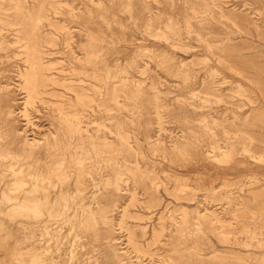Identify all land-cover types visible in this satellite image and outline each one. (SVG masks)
Instances as JSON below:
<instances>
[{
    "label": "rangeland",
    "instance_id": "1",
    "mask_svg": "<svg viewBox=\"0 0 264 264\" xmlns=\"http://www.w3.org/2000/svg\"><path fill=\"white\" fill-rule=\"evenodd\" d=\"M96 1L0 0V264H27L31 252L43 264H168L170 257L177 264H264V246L244 229L264 223V0ZM188 20L205 39L187 32ZM146 22L157 31L172 23L175 44L150 34ZM33 51L47 67L40 72L48 84L29 98L25 74ZM89 52L98 70L111 76L125 70L129 89L141 83L135 102L121 95L128 105L119 108L90 84L98 70L77 62ZM54 75L85 94L80 125L94 141L112 140L111 150L92 149L84 132L89 151L80 158L76 137L58 117L82 105L61 107L71 91L51 84ZM153 93L163 104L160 118ZM133 103L143 114L129 122ZM199 115L220 123L214 139ZM117 128L128 135L125 148ZM173 138L182 151L170 149ZM231 144L226 158L221 152ZM247 144L250 152L242 149ZM60 156L64 163L56 167ZM117 172L126 180L112 189L106 180ZM35 173L48 174L49 205L60 191L74 201L32 219L14 199L2 198L7 187L10 196H23ZM97 206L108 221L82 228L80 220ZM183 215L188 227L178 231Z\"/></svg>",
    "mask_w": 264,
    "mask_h": 264
},
{
    "label": "bare ground",
    "instance_id": "2",
    "mask_svg": "<svg viewBox=\"0 0 264 264\" xmlns=\"http://www.w3.org/2000/svg\"><path fill=\"white\" fill-rule=\"evenodd\" d=\"M95 3L96 4H100L99 3V0H97ZM66 6H68V5H66ZM164 24L165 23H163V25ZM154 29L155 28L152 27V25H151L150 22H146L145 23V30H147L150 34H153L156 37L158 36L161 39L168 40V41L172 42V44H175L176 41H175V39L173 37V34L177 33V30H176V27L172 23L166 24V29L170 33H168L166 29H164V30L163 29H160L158 31L157 30H154ZM186 29H187V32L188 33L194 31V32H196L197 36L200 39H205V38H203V36L199 32L196 31V28H195L194 24L190 20H188L186 22ZM3 30H5V29H3ZM7 31H8V29H7ZM18 31H20V30H18ZM28 36H29V34H28ZM13 41H16V40H13ZM66 42H67V40H66ZM206 42H207V47L209 49H211V43H210V41H206ZM8 43H10V41H8ZM49 43L52 44L53 42L50 41ZM144 49L147 52H149L151 50L149 47H144ZM25 53H27V52H25ZM40 58L41 57L39 56L38 53H36L34 51L31 52V56H30V67L28 68V70H27V72L25 74V83H26V86H27L28 97L29 98H32V97L38 95L41 92L40 86H42V85L45 86V85L48 84V82H45V78L42 77L41 72H40L42 69L47 68V67H45V65L43 64V62L40 60ZM94 60H95V58L92 57L91 52L87 53L84 59L77 58V62H80L81 64H84L86 62V63H88V65H90V67H92L94 69V71H96V70H98L100 68L97 65V60L95 62H94ZM63 61L64 60L62 59V62ZM50 64H51V62H50ZM51 65H53V64H51ZM57 70H59V69H57ZM20 72H22V71H20ZM123 72H125V70H121L118 73H114V75L111 76V74L109 72V69H105V70L104 69L103 70L101 69V70L96 71L93 74V79H95V82L94 83H90V84H93L94 85V87L96 88V90H99L100 91V89H103L105 91V93L107 94V98L109 100L111 99L112 102H113V104L116 105V106H118L119 108H127L126 107V104L127 103L125 104L119 98V97H121V95H122L123 99L125 98L127 100H130V101L135 102V100H137V97H138L137 95L141 92V89H142L141 83H139V82H134L133 85L135 87V90L134 89L133 90L132 89H129V86H130L129 83L130 82H128L127 76H125L123 74ZM210 73L213 74L214 71H210ZM48 79H49V82L51 84H53V85L54 84L64 85L65 86L64 88L66 90L71 91V93L66 94L67 97H66V99L64 101H62V106L61 107L64 108V107H67V106L72 105L74 103L79 104V105H82V108H80V109H77V110L76 109H73L72 111H69V112H61V114L58 117V119H59L60 123L69 132H71L73 134V136L76 137L75 148H80L81 149V151L79 152L81 154L80 158H82V157L84 158V157H86L85 154L88 153L89 150L86 147L85 141L83 139V133L84 132L87 133V134H89V133H88L87 129L82 128V126L80 125V122H81V120H80V114H83L82 111L85 109V106L87 105V97L85 96V94L83 92H80L79 90L74 89L73 86H70V84H67L65 82V78H62L63 80L60 81L59 76L54 75V76L49 77ZM152 88L156 91V87L155 86L152 85ZM155 95L156 94L153 93V98H154L153 107L155 108L154 111H156V113H157V118H160L161 116H160L159 110H160L161 107H163V104L160 102L161 100H159L160 98L158 96H157L158 97V101H157V99H155V98H157ZM203 100L204 101H209V98L208 97H203ZM25 101H26V99H25ZM105 101H104V104H105ZM191 104L195 106L194 103H191ZM128 110H129V115H125V119L128 120L129 122H135L136 119L138 120L139 116H142V114H143V111L140 108V106H138L135 103H133V105L131 106V108L128 109ZM262 113H263V111H262ZM255 117H257V115ZM117 119L120 120V118H117ZM183 120L185 122H187V123L189 122V119H188L187 116H184L183 117ZM196 120H198L201 124H203V126H204V133L210 134L209 136H211L213 138L214 137L213 136V134H214L213 133L214 132L213 127H214L215 124L218 126L220 123L217 122V120L216 119H213V118H212V121H209V119L205 115H199V116H197L196 117ZM252 121H254V120H252ZM187 127L190 128V131L194 132V130L190 126H187ZM221 127H222V131H226V132L229 131V128H226V126L222 125ZM115 134L117 136L118 141L120 142V144L124 148L127 145H129V143L127 141L128 135H127L126 132H124L123 130H120L119 128H117V131H115ZM180 136L182 138H186V134L185 133H181L178 137H180ZM89 137H90V140H91V147H92V149L98 150L97 147L100 146V145H102L107 150H111V147L113 145V142H112V140L107 139L104 135H102L100 137H97L96 138V141H94L93 136L91 134H89ZM194 137L197 140L198 139V134H194ZM178 140L179 139H177V138H173L172 139L171 145H170V149L171 150H173V151L174 150L175 151H182L184 149L183 147H181L179 145ZM55 143H56V141H55ZM154 144H156L159 148H162V151H167V147L164 145V143H159V141H157ZM50 147L51 146L48 144V142L44 146L45 150L49 149ZM242 149L244 151H248V152L251 151L248 144L247 145H244L242 147ZM234 150H235V146L233 144H231L230 146H227L221 153L223 154L224 157L229 158V157H232ZM250 155L253 156L254 153L251 152ZM55 163L57 164L56 167H60L61 165H63V163H64L63 156H60L59 157V160L56 161ZM47 176H48V174L45 175V174L35 173V178L32 179V180H29V185L26 188H23V190H24L23 196H18L16 194H14L13 196H10L9 193H8V188L9 187L4 188V190L2 191V198L4 200L14 199L13 202L15 204V207L16 208H21L23 210L24 209L25 210H28V212H30V214H31L30 217L32 219L33 218L40 217L44 213L43 212L44 209H47L48 210L49 206L52 207V210H53V213H54V211H57L58 206H64L67 203H69L70 201H74V199H75L74 197L68 196V194L65 191H60V193L58 194L57 200L54 203H51L49 205V200L50 199H49L48 191L46 190L47 184H45V182H46L45 179H46ZM124 180H126V179L124 177H122L121 172H117V173H115V175L112 178H108L106 180V183L109 184L112 189H119L120 186H121V182L124 181ZM77 183L79 185H82L83 184V182L81 180H78V179H77ZM38 191H42L43 195L39 196L38 195ZM77 204H78V206H81L79 203H77ZM126 209H127L126 207L123 208V213L126 212ZM104 213H105V210H104V208L102 206H97V208H96L95 211L94 210H90V211L86 212L85 215H84V218L82 220H80L81 227L82 228H85V227H93V225L95 224V222H96V220L98 218L101 219V221H103V222L108 221V218L106 216H104ZM216 218H218V217H216ZM172 219L174 220L173 217H172ZM218 223H219V221H218ZM175 225H176L175 229H177L178 231L185 230L188 227L187 217L185 215H183V217L181 218L180 221H175ZM161 226H162V229L164 230L165 229V228H163L164 225H161ZM262 227H264V223L261 224V226L259 227L258 230H257V227H254V228H256L254 230L247 229L248 227L247 228L246 227L244 228L247 231V233L249 232L250 239H252L253 237H257L256 243H255L256 246H264V237L263 236H258V234H257V233H259V234L264 233L262 231ZM162 229H161V231H162ZM157 231H160V230H157ZM222 234L224 235L225 232L223 231ZM95 235L96 236H94L93 239H94V241H98L101 234L97 231ZM130 236L131 235H129V237ZM153 238H155V237L153 236ZM153 241H155V239ZM115 255L116 254H112V257L114 259H117L116 261H119V258L118 257H115ZM259 258H260V260L264 261V256H261ZM27 264H43V262H42L40 256L37 253H32L31 252L29 254V256H28ZM118 264H122V263L118 262ZM168 264H177V263H176V261L174 260L173 257H170V260H169Z\"/></svg>",
    "mask_w": 264,
    "mask_h": 264
}]
</instances>
